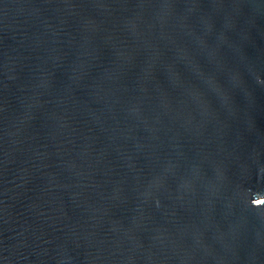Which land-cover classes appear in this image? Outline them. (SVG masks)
<instances>
[{"label":"water","instance_id":"water-1","mask_svg":"<svg viewBox=\"0 0 264 264\" xmlns=\"http://www.w3.org/2000/svg\"><path fill=\"white\" fill-rule=\"evenodd\" d=\"M0 264H264V0H0Z\"/></svg>","mask_w":264,"mask_h":264}]
</instances>
